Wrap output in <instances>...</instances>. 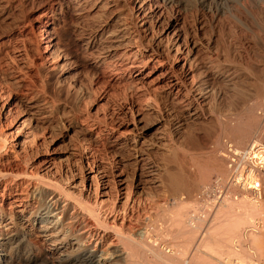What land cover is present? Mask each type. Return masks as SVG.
I'll use <instances>...</instances> for the list:
<instances>
[{
    "label": "bare ground",
    "instance_id": "1",
    "mask_svg": "<svg viewBox=\"0 0 264 264\" xmlns=\"http://www.w3.org/2000/svg\"><path fill=\"white\" fill-rule=\"evenodd\" d=\"M263 10L264 0H2L0 17L17 18L0 31V264H145L149 253L180 264L143 231L146 212L158 228L165 183L164 193L184 195L164 212L185 243L201 231L220 257L264 260L263 229L252 226L264 197L229 183L225 154L226 138L246 146L264 128V64L251 60L247 35ZM209 30L218 51L229 34L226 59L245 76L219 55L212 69ZM31 41L45 42L38 56ZM213 75L225 90H207ZM92 95L102 114L83 108ZM223 102L234 111L221 114ZM214 172L229 197L204 225L189 210L202 209L199 186Z\"/></svg>",
    "mask_w": 264,
    "mask_h": 264
},
{
    "label": "rangeland",
    "instance_id": "2",
    "mask_svg": "<svg viewBox=\"0 0 264 264\" xmlns=\"http://www.w3.org/2000/svg\"><path fill=\"white\" fill-rule=\"evenodd\" d=\"M1 1L2 0H0V3H1ZM42 12H43L42 8L38 9L35 12V16L41 14ZM3 18L4 17H0V31L4 30V29H7L6 27L8 25H10V26L13 25V22H14L13 18L16 19L17 16L15 15L13 17V15H10L9 17H6L5 19H3ZM42 20L44 21L45 19L43 18ZM224 26L221 25L220 27H222L221 29L227 28V30L225 29V31H227V33H228V25H224ZM220 27L218 29H220ZM250 28H251V30L247 32V35L250 36L251 39H252V48L250 47L251 49H249L250 50L249 51L250 52L249 55L251 57V60H254L253 62L256 63L255 66L259 67V66L264 64V10L262 12H260V14L257 15L256 19L254 20V23L251 25ZM43 36H44V34L41 35V37H43ZM210 36L212 37L211 30L206 31V33L203 36V37H205V38H203V43H204V45L206 47L205 48V53H204L205 54V60L208 61L210 65H212V69L215 70V66L213 67V65L216 62L217 55H219V59L221 61V68L223 67V68H227V69H231V70L235 69V70L239 71L240 74L245 76L247 74V70L244 67L245 64H243L242 66H239V64H238L239 62H235L234 63V62H230L229 59H226V56H225V53H224L223 49L229 43V40H230L229 34L227 35L225 32L221 34V36L219 38V41H218V46L220 48L219 51L216 50L215 46L217 44L215 42H213V40L210 38ZM36 44H40L39 45L40 49L38 48V45H36ZM36 44H35V41H31V43H30V50H31V53L34 56H38L40 54V52H43V48L45 46V42L40 41L39 43L36 42ZM223 45H225V46H223ZM39 50H41V51H39ZM225 59L227 61H225ZM213 62H214V64H213ZM252 72L257 73V74L260 73L257 70H254ZM32 74L34 75L35 72L34 73L32 72ZM33 75H32V78L33 79H37L36 78V74H35V76H33ZM55 76H56V74L55 75L51 74L50 77H49L50 85H52V86L54 85V82L56 80ZM213 80L214 81L216 80V77L214 75L212 76V78L211 77L209 78V80H208L209 83L207 82V84H206V86L208 87L207 90H209V88L211 89L213 87H214V89H218V88H222L224 90L226 89V85L224 83L219 85V83L216 82L217 80L215 81V83L213 82ZM244 88L247 89V91L249 92V95H250L249 97H250L251 103L252 102H256L258 100V94H256L254 86H252L251 84H245ZM255 94L257 95V97L255 96ZM259 98H260V96H259ZM88 102H90V103H88ZM88 102L85 103L86 105L84 104L83 108H86L87 110L89 109L92 112H95L96 109H98V112L100 114H102V112H104L103 111L104 103L102 101H99V98L97 97V95H92V98ZM101 103H103V104H101ZM221 105H222L221 107H223V106L225 107V109H224V107L222 109H220V110H222L221 112L219 111L221 114H227L228 112H229L228 114H230V112L232 113L234 111L233 108H231V107L227 108L228 110L231 108V110L228 111L226 109V107L228 105L225 102H223ZM207 113H208V111H207ZM193 125H194L193 128L195 127L194 128V133L196 135H198V137L201 140L203 139V141H204V138H203L204 132H203L202 126L198 122L193 124ZM225 140H226V142H228L229 138L228 139L226 138ZM207 143H208L209 146L212 145L211 144L212 141H210V140H208ZM173 167L175 168V170H178V168L176 166L172 165V168ZM174 168H173V170H174ZM191 168L192 167H190V166L188 167L187 166V167H184L182 169H183V171L185 170L186 172H191V171L195 170V171H193L195 173L196 169L195 168L191 169ZM170 169H171V165H170V167L168 166L167 168H165L163 170V172H162V175H163L162 178L164 180H166V181H167V178H168V175L166 174V171H168V170L170 171ZM218 177H219L218 173L214 172L213 175H212L213 181L211 183H201L200 186H199V193L201 192L202 188H204L205 186L213 185L214 181ZM166 181H162V183L166 182ZM165 184L167 186V183H165ZM163 185H164V183H163ZM166 186H165V188H161L160 187V189L158 191V195H159L158 196V198H159L158 199V201H159L158 203H160L159 212H161V213H159L161 215L158 214L159 217L157 216L158 219L155 218L156 221L158 220L157 223H156V225L158 224L157 225L158 228H153L151 226V221H152L151 219H153V215L146 212L145 215L143 216L144 219H145L144 221L146 223L145 228H143V231L147 230L148 231V235L150 237L153 236V237L158 238L159 241L161 242V246H162L164 251L168 250L167 252L169 254H171V253L177 254L178 257L181 259V261H180L181 263L180 264H184L185 262H186V264H192V263L195 264V262H199V260H200V262L202 264L203 263L204 264H210V263L220 264L223 259H225V258L228 259L226 256H223V255H221L222 257H220V254H217V253H215V251H211V249L203 246V242H201V240H200L201 238H199L200 237L199 235H201V237L203 236L201 231H200V233H198V235L195 238L194 242L187 244V243H185L184 237L182 235L177 234L171 228V226L168 225V217L166 216V212H164V210L167 207L176 206L178 204V202L180 201V199L182 198V196H184V195L181 194L177 198L176 196L173 197V195H170V193H164V192H166L165 189L167 190V192H169L168 189H167L168 187L166 188ZM213 193H216V195L214 197H217V196L221 197L222 196L220 191H218L217 189H214ZM227 197H229V193L227 195H225V197L221 200V202L215 208H213L211 210H208L206 212V214H205L206 215L205 216L206 221H205L204 225H206V223L208 221H209V223H211L210 221L213 218V211L215 212V209L219 208L220 204L223 203L224 199H226ZM184 199L188 200L186 197H184ZM229 200H231V199H229ZM149 201H150V197L147 196L146 197V202L148 203ZM189 203H192V201H190ZM161 209H162V211H161ZM262 213L264 214V209L262 210ZM184 219H188V216H185ZM262 234H264V229H263V233ZM137 235L138 234H134L132 236L135 239H137L138 238ZM263 246H264V244H263ZM130 251H133V249L132 250L131 249L127 250V256H128L129 259H133L134 258L133 254H132L133 252H130ZM137 258L139 259V256H137ZM229 259H233V258H229ZM252 260L254 262H257L256 259L252 258ZM258 262H261V263L264 264V260L263 259L261 261H258ZM119 264H128V263L126 262V260H121V262H119ZM145 264H165V263H162V262L159 263V262L153 261L152 254L149 253L148 254V259H147Z\"/></svg>",
    "mask_w": 264,
    "mask_h": 264
},
{
    "label": "built area",
    "instance_id": "3",
    "mask_svg": "<svg viewBox=\"0 0 264 264\" xmlns=\"http://www.w3.org/2000/svg\"><path fill=\"white\" fill-rule=\"evenodd\" d=\"M227 164L230 171L229 183L253 190V196L262 200L264 197V128L260 135L246 145L239 146L233 141H228L225 147ZM229 186V185H228ZM228 186L221 185L220 178H216L213 185L202 188L198 196L202 209L192 207L189 213L192 217H197L199 213L203 216L208 210L215 208L221 200L228 194ZM217 189L222 194L221 197L213 193ZM264 214H259L254 221L253 227L258 230L264 229ZM220 264H263L261 262H243L238 259H223Z\"/></svg>",
    "mask_w": 264,
    "mask_h": 264
}]
</instances>
